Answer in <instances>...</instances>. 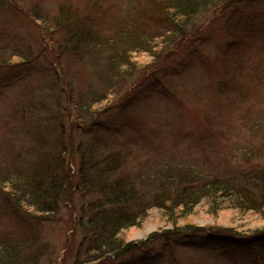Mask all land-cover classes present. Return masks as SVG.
I'll return each instance as SVG.
<instances>
[{
	"label": "rangeland",
	"instance_id": "obj_1",
	"mask_svg": "<svg viewBox=\"0 0 264 264\" xmlns=\"http://www.w3.org/2000/svg\"><path fill=\"white\" fill-rule=\"evenodd\" d=\"M160 1L0 0V164L31 170L58 152V185L71 166L81 182L48 218L0 187V251L15 248L19 264H264L242 247L264 245V211L206 204L176 231L150 180L177 167L263 202L264 0H206L116 70L113 44L124 28L156 27ZM92 149L121 159L108 183L124 176L140 192L124 206L139 217L120 237L130 247L101 260L104 239L89 222L107 204L96 185L86 190L104 182L88 166Z\"/></svg>",
	"mask_w": 264,
	"mask_h": 264
},
{
	"label": "trees",
	"instance_id": "obj_2",
	"mask_svg": "<svg viewBox=\"0 0 264 264\" xmlns=\"http://www.w3.org/2000/svg\"><path fill=\"white\" fill-rule=\"evenodd\" d=\"M205 1L161 0L157 11L160 23L156 27L152 29L139 27V29L136 26L135 32H129L128 28L123 29L118 41L113 44L112 53L114 56L111 58L113 67L116 70H122L123 68L130 70L132 63L129 55L132 52L151 50L158 43L159 38H164L172 28L183 24ZM74 114L76 115L75 111ZM97 150L100 151V149L90 150V154H92L89 155L90 158L87 162L88 166L94 164L93 169L104 182L100 183L96 180L95 183L89 182L86 185V190L96 185L94 190L103 195L107 204L98 206L92 218L93 221L89 222V225L94 227L96 236L100 237L102 235L104 239V245L101 248L106 249L102 251L101 256L103 257H98L101 260L107 255L121 254L130 247L131 244L125 243L120 237L125 230L137 225L139 217L135 213L132 214L124 206L138 200L140 192L136 182L128 178L124 179V176H120L115 182L108 183L107 176L116 174L120 170L122 162L120 158H116L117 156L100 157L99 155L97 157L95 156L98 154ZM62 158V155L58 152L49 153L31 165V170L29 167L28 170L15 172L7 168L3 169L0 164V187L3 188V191H1L14 200L18 206L24 207L27 212L46 218L52 216L60 203V194L66 198L68 195L76 193L81 184L78 168L71 166L66 169L62 186L58 185L57 173H59L63 163ZM261 179L264 180V176ZM150 180L156 182L161 189L162 193L158 196L157 206L161 211L166 212L169 218L168 224L176 231H181L182 227H178V224L182 218L193 214L199 206L206 204L212 209L224 210L228 206L233 207L236 205L249 211L253 210L261 213L264 211V198L260 205L254 202L251 203V200L249 201L247 197V192L237 188L230 181L207 178L202 176L201 173L191 170L185 173L181 168L169 167L164 173L151 177ZM121 207L122 209H120ZM108 208L112 209L109 210ZM183 232H192V230ZM202 232L208 233L212 237L216 234L210 230ZM165 233H157L150 238L152 241L159 240ZM250 243L251 246L245 241L242 242L243 249L247 250L254 261L261 263L264 245ZM3 248L0 251L1 264H17L20 262L21 256L15 252V248L13 250L8 247ZM28 261L29 259H27V262L24 260L23 264L33 262Z\"/></svg>",
	"mask_w": 264,
	"mask_h": 264
}]
</instances>
